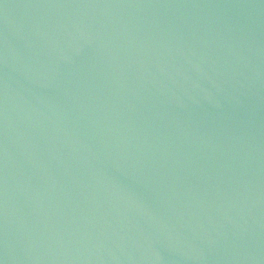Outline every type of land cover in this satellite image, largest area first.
<instances>
[{"label": "water", "instance_id": "obj_1", "mask_svg": "<svg viewBox=\"0 0 264 264\" xmlns=\"http://www.w3.org/2000/svg\"><path fill=\"white\" fill-rule=\"evenodd\" d=\"M0 264H264V0H0Z\"/></svg>", "mask_w": 264, "mask_h": 264}]
</instances>
